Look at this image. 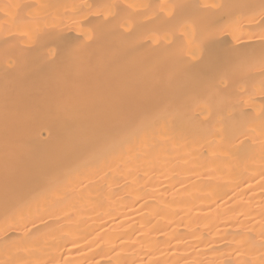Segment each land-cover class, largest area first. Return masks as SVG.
<instances>
[{"label":"bare ground","instance_id":"obj_1","mask_svg":"<svg viewBox=\"0 0 264 264\" xmlns=\"http://www.w3.org/2000/svg\"><path fill=\"white\" fill-rule=\"evenodd\" d=\"M0 264H264V0H0Z\"/></svg>","mask_w":264,"mask_h":264}]
</instances>
